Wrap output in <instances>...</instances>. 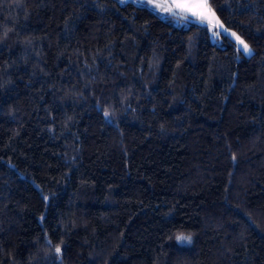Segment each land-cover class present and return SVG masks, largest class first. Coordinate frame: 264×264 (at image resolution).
<instances>
[{"label":"trees","instance_id":"trees-1","mask_svg":"<svg viewBox=\"0 0 264 264\" xmlns=\"http://www.w3.org/2000/svg\"><path fill=\"white\" fill-rule=\"evenodd\" d=\"M208 5L249 55L137 0H0V264H264V0Z\"/></svg>","mask_w":264,"mask_h":264},{"label":"snow or ice","instance_id":"snow-or-ice-1","mask_svg":"<svg viewBox=\"0 0 264 264\" xmlns=\"http://www.w3.org/2000/svg\"><path fill=\"white\" fill-rule=\"evenodd\" d=\"M123 2V0H121ZM175 7L182 11H191V14L197 16L202 23H207L210 27H218L223 29L225 34L228 33V29L224 28L223 24L220 23L219 19L215 16V13L211 11L208 0H184V2H179L176 0ZM170 10V9H169ZM185 19L187 16L184 17ZM219 32H213V35H219ZM231 36L235 38L236 42L242 47V50L246 54H250V49L247 43H245L235 32L231 33ZM178 241H187L191 242L190 236L178 235ZM61 251L60 247L56 248V252L59 254Z\"/></svg>","mask_w":264,"mask_h":264},{"label":"crops","instance_id":"crops-1","mask_svg":"<svg viewBox=\"0 0 264 264\" xmlns=\"http://www.w3.org/2000/svg\"><path fill=\"white\" fill-rule=\"evenodd\" d=\"M149 7L153 8H159V9H164V10H169L170 11H176L194 18L199 19L197 16H194L191 14V11H182L178 8L175 7V2L176 0H137ZM179 2H184V0H179Z\"/></svg>","mask_w":264,"mask_h":264},{"label":"rangeland","instance_id":"rangeland-1","mask_svg":"<svg viewBox=\"0 0 264 264\" xmlns=\"http://www.w3.org/2000/svg\"><path fill=\"white\" fill-rule=\"evenodd\" d=\"M212 12H213V11H212ZM215 16H216V15H215ZM216 17H217V16H216ZM209 27H210V26H209ZM210 28H211V29H215L216 31H220L221 33H223L224 35H226L229 39H231V41H233V42L235 43L236 47L242 52V54H244V55H249V54H246V53L243 52L242 47L236 42L235 38H233V37L231 36V33H232L233 31H231V30L228 29V33L225 34V33L223 32V29H220V28H218V27H215V28L210 27ZM224 28H225V27H224ZM249 49H250V47H249ZM250 52H251V49H250Z\"/></svg>","mask_w":264,"mask_h":264}]
</instances>
